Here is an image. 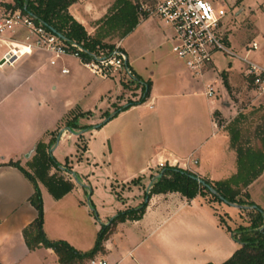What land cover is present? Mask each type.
I'll return each mask as SVG.
<instances>
[{
	"label": "crops",
	"instance_id": "obj_1",
	"mask_svg": "<svg viewBox=\"0 0 264 264\" xmlns=\"http://www.w3.org/2000/svg\"><path fill=\"white\" fill-rule=\"evenodd\" d=\"M11 4L0 0V10ZM66 11L86 38L97 42L88 52L102 55L107 47L117 46L132 79L126 82L118 74L99 79L67 56L50 65V56L35 50L11 66L0 63V264H58L50 249L25 247L21 232L36 216L27 202L32 186L5 164L17 162L31 174L28 163L37 143L46 153L54 143L52 153L66 142L71 144L68 150L75 151V161L64 157V166L50 167L48 176L67 183L70 190L57 200L45 191L41 196L47 240L63 241L79 253L90 251L99 226L83 199L106 192L113 202L106 210L99 206L104 225L117 213L143 202L146 207L140 219L115 223L91 260L221 264L236 248L231 251V238L208 205L178 193L150 195L146 201L144 195L160 173L159 165L211 184L236 178L240 165L263 150L264 91L257 94L237 65L227 64L219 72L216 54L202 76L193 78L171 55L169 31L154 18L140 17L134 0H75ZM24 36L23 30H16L0 37V62L10 45L22 43ZM252 57L264 68V53ZM216 77L222 82L220 91ZM145 84L143 103L109 117L137 101ZM207 85L214 89L209 98L204 95ZM73 117L78 127L89 129L66 130L65 120ZM249 131L250 138L242 141ZM238 182L231 189L264 211V170L244 188Z\"/></svg>",
	"mask_w": 264,
	"mask_h": 264
},
{
	"label": "trees",
	"instance_id": "obj_2",
	"mask_svg": "<svg viewBox=\"0 0 264 264\" xmlns=\"http://www.w3.org/2000/svg\"><path fill=\"white\" fill-rule=\"evenodd\" d=\"M11 1V5H2V8L20 10L21 13L30 16L35 24L40 23L45 29L48 30L50 28L60 34L66 42L73 41L77 44L82 43V48L86 51L93 49L96 45L97 42L88 40L83 29L67 14V8L74 3L75 0ZM112 48L113 46H109L107 50L110 51ZM223 84L225 83L223 82ZM147 93L148 85L145 84L141 89V95L137 101L129 102L126 106L117 108L112 116L109 117H114L130 106L143 103L144 99L147 97ZM109 117L106 119L109 120ZM64 125L68 131L76 129V127L80 131L89 129L88 126L78 127L76 124V117L68 120L66 119ZM45 148L46 147L41 143L36 144L34 156L28 163V168L32 171V174L24 171L19 167L17 162H8L5 164L6 166L16 168L32 186V193L27 199V202L34 209L36 216L34 220L22 230V239L28 251H33L38 248L50 249L56 256L58 264H82L85 261L91 260L93 256L101 250V243L115 223H120L125 220L136 221L140 219L146 207V203H141L135 209L117 213L108 221V225L101 226L96 234L92 249L86 253L76 252L63 241L47 240L42 232V205L35 181L41 182L45 179L48 190L55 200L66 194L70 190V186L61 180L46 177V171L49 167H54L56 164L47 156ZM246 161L247 165H240V173L230 182L211 184L202 180L204 184L211 187L227 204L237 206V209L247 217L244 224H239L234 229H230L226 226L223 217L218 216V225L221 227L223 226V230L228 233L237 244L231 256L221 264H264V211L252 202L247 201V198H245L246 195L244 198L243 196L240 197L238 195L239 190H233L230 187L231 185L236 186L239 184L238 181H240L241 186L244 188L251 179L257 177L264 170V146L260 155L250 159L248 157ZM240 164L243 165L242 161H240ZM160 172L161 175L151 183L148 193L144 195L145 199H148L150 195L178 193L187 200H192L196 196L205 197V195H208L211 202L222 203L217 196L211 195L205 187L197 184L193 179L195 176L190 172L169 166H163ZM226 217L229 218L228 216Z\"/></svg>",
	"mask_w": 264,
	"mask_h": 264
},
{
	"label": "built area",
	"instance_id": "obj_3",
	"mask_svg": "<svg viewBox=\"0 0 264 264\" xmlns=\"http://www.w3.org/2000/svg\"><path fill=\"white\" fill-rule=\"evenodd\" d=\"M136 11L142 18H154L169 31L170 53L193 78H200L202 73L210 67L213 56L221 53L234 58L242 64V75L248 79L258 93L264 91V68L239 57L230 51L222 42L218 32L220 21L224 17L221 9H214L205 0H134ZM16 30H23L25 36L20 44L10 45V49L2 56L1 64L11 66L22 56L31 51L47 53L50 65L58 58L67 56L76 59L91 75L99 79H108L121 75L131 81V75L125 63L124 54L114 46L105 54H92L82 48L80 44L66 42L59 39L42 24H35L30 16L20 10L1 8L0 37L14 34ZM16 46V49L12 47ZM18 47L26 48L21 53ZM255 51L257 46L252 42L247 48ZM61 73H66L61 70ZM204 95L212 97V86L205 87ZM159 168H162L159 165ZM90 264H106L104 261L89 260Z\"/></svg>",
	"mask_w": 264,
	"mask_h": 264
},
{
	"label": "rangeland",
	"instance_id": "obj_4",
	"mask_svg": "<svg viewBox=\"0 0 264 264\" xmlns=\"http://www.w3.org/2000/svg\"><path fill=\"white\" fill-rule=\"evenodd\" d=\"M205 1L210 3L212 8L221 9L224 12V17L220 21L218 32L221 38L227 41L226 47L230 51H232L239 57H242L245 53H248L249 57H247V60L252 63L255 61L252 56H262V54L264 53V6H262L264 4V0H205ZM252 42H254L257 45L256 51H248L247 49L249 48ZM216 55L217 58H215L214 61H215V65L217 67H220L219 72H221V70H226V68H228L227 64H230L231 67H236L237 65L236 67L237 71L239 69H242V66L238 60L224 56L221 53H216ZM216 78L218 83L216 88H218L220 91L222 88V82L219 79V77ZM218 79L220 81H218ZM125 88L133 89L132 87L130 88L125 87ZM260 122H261L260 124H264V115H262V119H260ZM251 134L252 132L249 131L246 132L244 135H242V141L245 139H249ZM79 144L82 145L83 141L77 144L78 145L77 148H80L81 145ZM52 147H54V143L50 146V149L47 150V156L51 158L57 166H59L58 163H60L61 167L64 166V164L60 162L63 161L64 157L70 158L71 161L74 159L75 161L74 158L75 151L73 152L72 148L71 150H68L71 147L70 142H66L64 148L62 149L57 148L56 150H54V152L49 153ZM76 151H79V149ZM68 155H71V157H69ZM56 165L55 168L57 167ZM51 167L53 168V166ZM28 170L31 173V170L30 169ZM46 177H52V176H48V170L46 171ZM44 181L45 179L42 180L41 182L37 180L35 181L40 195L42 209H43L42 198H41V196H43L42 191H45L46 194L52 198V195L49 192L48 187L46 185V181L45 182ZM39 185H41L42 190L39 188ZM254 192L255 191H252V195L255 198L256 193ZM102 193L98 194L97 198L93 197L91 199L88 197L86 199L85 197L83 199V204L86 205V207L90 211V215L94 219L95 223L99 226V229L101 226H105L102 222L103 219L101 217L103 214L99 213V206L100 207L103 206L102 208L106 210L109 206L108 203L109 202L111 203V201L113 202V199L111 200L106 196L107 195L106 192L104 195H102ZM238 195L242 197L240 192ZM197 198L199 202H202L204 203V205L209 206L208 208H210L211 211L214 213L216 219H218V216H222L223 219L225 220L226 226H228L230 229H234L239 224H244V221L247 220L246 215H244V213H241V211L238 210L237 208L230 207L223 203L219 204V203L211 202L210 197L208 195H205V197L196 196V199ZM226 216H228L229 218H227ZM113 217L114 216H112L110 219H112ZM228 236L230 235L228 234ZM236 247H237L236 242L231 238V249H232L231 251H233Z\"/></svg>",
	"mask_w": 264,
	"mask_h": 264
},
{
	"label": "water",
	"instance_id": "obj_5",
	"mask_svg": "<svg viewBox=\"0 0 264 264\" xmlns=\"http://www.w3.org/2000/svg\"><path fill=\"white\" fill-rule=\"evenodd\" d=\"M48 30H49L52 34L56 35L59 39H61V40L64 39L60 34L56 33L54 30H52V29H50V28H49ZM160 175H161V172L156 176V178H158ZM193 179L196 181L197 184H199V185L205 187L206 190H207L211 195H213V196H217V198H218L219 200H221L223 204H226V205H228V206H230V207H233V208H237V206H235V205H233V204H227L225 200H223L220 196H218V195L216 194V192H215L211 187H209L208 185L204 184V182H203L202 180H200V179H198V178H196V177H193ZM144 201H146V199H145ZM251 208H254V207H251Z\"/></svg>",
	"mask_w": 264,
	"mask_h": 264
},
{
	"label": "bare ground",
	"instance_id": "obj_6",
	"mask_svg": "<svg viewBox=\"0 0 264 264\" xmlns=\"http://www.w3.org/2000/svg\"><path fill=\"white\" fill-rule=\"evenodd\" d=\"M20 50H22L23 53H25L27 51L26 48H24V47L23 48L21 47Z\"/></svg>",
	"mask_w": 264,
	"mask_h": 264
}]
</instances>
